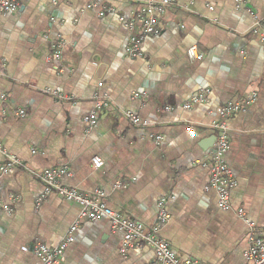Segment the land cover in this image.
I'll return each instance as SVG.
<instances>
[{"label":"crops","instance_id":"0c3cea01","mask_svg":"<svg viewBox=\"0 0 264 264\" xmlns=\"http://www.w3.org/2000/svg\"><path fill=\"white\" fill-rule=\"evenodd\" d=\"M16 1V12L0 11V140L25 167L1 180L0 202L11 212L0 210V264H38L36 243L55 248L70 235L80 205L43 198L38 177L60 166L71 171L66 186L94 200L103 193L107 207L148 226L167 199L171 218L161 236L179 257L246 264L240 210L264 238V46L247 9L264 18V0H245L244 9L236 0H174L161 33L145 39L136 58L126 52L129 1L93 8L90 0ZM59 38L65 47L57 60ZM191 48L203 58L191 60ZM206 91L205 103L185 108ZM97 97L107 106L97 108ZM230 102L244 111L227 121L226 160L237 187L224 211L203 163L214 150L212 124ZM92 113L98 122L88 130L84 117ZM73 237L61 264H161L150 248L122 254L123 233L107 220L84 221Z\"/></svg>","mask_w":264,"mask_h":264},{"label":"built area","instance_id":"2783aa9c","mask_svg":"<svg viewBox=\"0 0 264 264\" xmlns=\"http://www.w3.org/2000/svg\"><path fill=\"white\" fill-rule=\"evenodd\" d=\"M89 8H93L100 0H90ZM135 4V10L132 14V19L128 23L130 30L129 41L126 52L130 57H142L143 45L145 39L150 36H157L162 30V21L167 13L169 7L174 4V0H125ZM238 7L244 9L245 0H236ZM19 8V3L16 0H0V11L4 14H12ZM112 12L113 10H108ZM247 12L254 20V33L260 34L264 46V18L255 15L251 9ZM65 47V42L59 38L57 43L53 46L54 57L61 59L62 49ZM264 51V47H263ZM188 57L191 60L202 59L203 56L198 53L195 48L188 51ZM101 86V85H100ZM208 91L194 97L186 105V109L192 108L194 105L202 104L207 101ZM139 97V95H135ZM97 97V108L106 107ZM3 103H7V96L1 97ZM244 111V103L230 102L219 109L217 117L212 124L215 133L214 150L210 160L203 163V167L207 169L209 175V189L216 191L218 195L219 207L224 210L231 209V195L232 191L237 187L234 174L230 169L226 157L230 151V137L227 121ZM5 111L1 109V114ZM0 114V126L2 124V116ZM26 112L19 110L16 116L25 117ZM126 117L135 125L140 124V119L132 113H126ZM98 122L97 116L92 113L84 117V123L87 129H92ZM192 137H195V131L188 128ZM161 138L158 137V140ZM0 154L3 156L4 163L0 165V189L2 177L17 168L25 167L22 161L10 154L0 140ZM93 165L96 169H100L104 163L100 158L93 159ZM71 175L68 166H60L48 168L38 174L45 187L43 198L52 194H57L69 201L80 205L81 212L71 229V233L66 237L59 246L49 248L45 244L36 243L32 251L38 258V264H61L64 254L69 245L74 241L73 233L78 226L84 221H100L107 220L111 223L113 231H120L123 233L120 251L126 254L130 249L150 248L158 261L161 264H197L195 258L191 256L179 257L172 247L164 241L161 232L165 225L169 222L171 216L167 210V199H161L158 202V215L154 225L148 226L140 221H136L114 211L102 202L103 193H97V199H90L86 195L78 192L77 189L70 188L64 184V178ZM43 198L38 201L41 204ZM0 210L11 212L10 207L5 206L0 202ZM239 217L247 223L248 226V241L249 248L245 252L246 264H264V238H262L258 229L247 221L246 214L243 210L239 211ZM27 247L23 251L27 252Z\"/></svg>","mask_w":264,"mask_h":264}]
</instances>
